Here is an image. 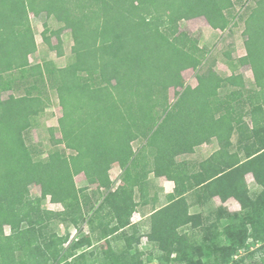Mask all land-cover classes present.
Returning a JSON list of instances; mask_svg holds the SVG:
<instances>
[{
    "label": "trees",
    "instance_id": "16d2710c",
    "mask_svg": "<svg viewBox=\"0 0 264 264\" xmlns=\"http://www.w3.org/2000/svg\"><path fill=\"white\" fill-rule=\"evenodd\" d=\"M235 5L0 0V264H144L128 249L84 250L81 237L71 239V231L60 234L59 227L81 232L108 205L118 224L104 237L113 235L131 222L133 192L142 186L140 176L150 172L176 184L165 208L171 210L168 225L152 233L168 257L176 252L173 263L264 264V0L246 6V54L234 60L227 52L231 74L205 67L211 50L181 28L182 21L204 16L225 30ZM42 13L61 14L70 26L74 44L66 66L31 62V14ZM65 28L46 24L43 31L60 56V43L51 39ZM242 65L251 66L253 80L239 70ZM187 69L196 70V86L184 83ZM51 91L63 111L61 136L56 127L48 128L45 156L43 144L29 143L28 136L52 106ZM6 92L12 96L4 97ZM214 139L220 147L210 156L179 159ZM113 163L122 167L124 181L115 189L108 169ZM78 177L85 181L81 186ZM33 184L60 194L63 209L46 208L42 197L25 192ZM187 193L205 206L215 196L222 204L190 213ZM228 199L240 210L223 205ZM226 222L233 228L226 230ZM181 225H190L191 233H178Z\"/></svg>",
    "mask_w": 264,
    "mask_h": 264
},
{
    "label": "rangeland",
    "instance_id": "374dc122",
    "mask_svg": "<svg viewBox=\"0 0 264 264\" xmlns=\"http://www.w3.org/2000/svg\"><path fill=\"white\" fill-rule=\"evenodd\" d=\"M236 1V5L233 8V18L228 27L225 30L214 28L209 20L204 17H196L189 20H184L181 22V28L187 30L192 36L196 37L200 45L207 46L209 50H211L209 54V58L205 64V67L210 66L211 64L214 65V68L220 72L221 74H231V68L228 64V57L227 52H230L232 58L237 59L240 56L246 54V47H245V39L246 36L244 35L245 29V22H244V15H246V6L253 5L255 0L246 1ZM32 24L35 28L36 36L35 40L32 41L29 45L30 49V59L32 63L42 62L45 59L53 60L56 65L62 67L66 66L70 58L72 56V47L74 44V40L72 37L70 26L64 21L63 16L60 14L58 16H51L47 17L46 13H42L40 15L31 14ZM48 26L51 29L58 30L59 28L66 26L65 30L62 32L55 34L52 37V43L54 45H58L60 43L61 49L63 50V55L60 56L58 54L59 49H51V47L44 41L43 31L45 30V26ZM69 26V27H68ZM50 34V32H48ZM239 70L246 75V78L249 80H253V71L250 65H242L239 66ZM196 70L194 69H187L183 72V81L186 85L196 86L198 81L196 78ZM175 89L171 88L170 90V97L172 100L175 99ZM51 96L53 100L52 106L48 107L44 114L38 117V122L36 127H34L30 135L28 136L29 143H39L43 144L42 147L45 148V156L47 154V150L51 147V132L49 131V127H56L55 135L57 137L61 136V132L58 129L59 126V118L62 116L63 111L62 107L59 103V98L57 96L56 91H51ZM4 97L12 96L11 93H4ZM140 142L133 143L134 147L137 148ZM220 144L217 142L216 139L209 142L208 144L203 145L202 147L198 148L197 153L193 156L194 158H205L209 156L215 149L219 148ZM71 150H69L70 152ZM193 155V154H192ZM190 155V156H192ZM181 158V157H180ZM192 158V157H191ZM132 174H136L133 170ZM136 175H134L135 178ZM82 177V175H81ZM81 177L77 178L78 185H83L84 179ZM141 179L144 180V176H140ZM83 180V181H82ZM247 180L251 190L255 191L258 187L254 181V178L251 174L247 175ZM144 183V182H143ZM145 188V185H143ZM25 192L29 193L30 195L36 197L40 196L44 199L43 205L46 208L53 209V210H62V196L57 192L52 194H47L46 190L41 187L40 185L33 184L31 186H27L24 188ZM219 197H217V200ZM227 206L231 208L233 211L240 210V204L234 199H228L226 202ZM207 208V207H205ZM207 210V209H205ZM198 211V210H197ZM106 217V214H104ZM107 216L106 218H109ZM95 223H98L100 220V216H95ZM91 225L90 223H87ZM226 230H230L233 228L226 222ZM93 226V225H92ZM92 226L90 228H92ZM71 231V239L76 237H81L85 233H81L76 227L69 226L62 224L59 227V233L64 234L67 230ZM6 234L7 239H9L10 235V228L6 226ZM12 244L9 243V246ZM169 264H174L172 261Z\"/></svg>",
    "mask_w": 264,
    "mask_h": 264
},
{
    "label": "crops",
    "instance_id": "0c3cea01",
    "mask_svg": "<svg viewBox=\"0 0 264 264\" xmlns=\"http://www.w3.org/2000/svg\"><path fill=\"white\" fill-rule=\"evenodd\" d=\"M203 145L197 147L196 152L192 156H181L179 159L194 158L193 156L197 153L198 148ZM211 154H209V156ZM196 159L198 158L196 157ZM108 169L111 180L114 183L112 186L113 189L122 185L124 183L122 178L123 169L120 164L113 163ZM141 184L142 186L140 187V185H137L133 192V202L136 206L131 216V222L118 231L116 230L113 235L104 237L105 233H110L111 228H114L118 224L117 219H112L111 217L106 218L104 216V214H109L111 208V206L108 205L104 206L99 215L100 220L98 223L94 221L91 225L87 223L83 225L81 233H84V231L85 233L81 235V239L83 242L87 243L83 248L84 250H89L93 247H96L100 252L110 249L116 251L128 249L132 257L137 261L142 260L144 264H169L171 262V258L176 256V252H173L168 257V252L164 251L158 243L153 240L152 233L155 230L156 233L159 234V232H162L164 226L168 225V216L171 210H165V208L173 202L172 194L174 193L176 184L167 176H157L153 172L144 176V180L141 179ZM143 185H145V188ZM185 196L190 206V213H200L212 206L217 207L222 204L221 199L218 198L220 199L219 202L216 196L208 200L206 206L200 204L199 201L195 199L193 193H187ZM223 205L229 208L226 203H223ZM182 207V209H184L183 205ZM229 210L232 209L229 208ZM91 226L92 228H90ZM195 230L196 228L194 227L193 231ZM177 231L180 234H184L187 232L191 233L192 229L190 225H181L178 226ZM77 238H79V236Z\"/></svg>",
    "mask_w": 264,
    "mask_h": 264
}]
</instances>
